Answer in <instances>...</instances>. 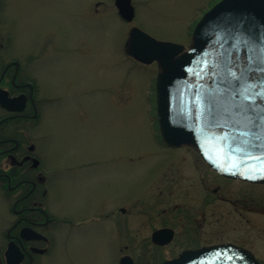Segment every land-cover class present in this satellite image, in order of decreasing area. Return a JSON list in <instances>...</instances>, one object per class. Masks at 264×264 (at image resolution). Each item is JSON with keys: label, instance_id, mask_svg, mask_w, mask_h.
I'll use <instances>...</instances> for the list:
<instances>
[{"label": "rangeland", "instance_id": "1", "mask_svg": "<svg viewBox=\"0 0 264 264\" xmlns=\"http://www.w3.org/2000/svg\"><path fill=\"white\" fill-rule=\"evenodd\" d=\"M114 1L5 0L2 9L10 55L35 57L42 97L37 124L22 129L47 178L45 208L58 223L43 264H119L124 254L136 264H162L167 258L152 253L149 209L154 198L158 208H170L154 219L176 228V238L157 251H178L185 226L174 204L198 199L187 190L182 197L180 183L169 202L158 193H167V176L177 184L181 175L183 188L200 176L203 197L220 185V194L234 202L218 203L216 222L214 207L206 206V220L192 228L235 239L264 261V185L219 181L192 147L164 144L155 112L157 63L142 64L125 52L134 25L188 47L194 27L219 0H132L131 23L120 18ZM243 194L251 204L241 215ZM9 199L0 189V229L10 217Z\"/></svg>", "mask_w": 264, "mask_h": 264}, {"label": "water", "instance_id": "2", "mask_svg": "<svg viewBox=\"0 0 264 264\" xmlns=\"http://www.w3.org/2000/svg\"><path fill=\"white\" fill-rule=\"evenodd\" d=\"M120 16L131 22L132 0H115ZM125 52L135 60L158 63L156 111L163 141L193 146L209 166L230 178L264 183V84L236 79L230 56H253L264 66V0H220L201 17L185 46L160 41L131 27ZM242 67V66H241ZM245 93L256 97L243 101ZM17 102L21 105L16 106ZM23 100L0 89V104L22 110ZM174 231L156 230L153 241L167 244ZM119 264H135L130 255ZM164 264H259L255 256L232 244L187 250Z\"/></svg>", "mask_w": 264, "mask_h": 264}, {"label": "flooded vegetation", "instance_id": "3", "mask_svg": "<svg viewBox=\"0 0 264 264\" xmlns=\"http://www.w3.org/2000/svg\"><path fill=\"white\" fill-rule=\"evenodd\" d=\"M4 6L5 0H0V37L2 34L4 41H2V38L0 39V89L6 91L9 98L22 99L24 105L22 110H11L2 107L0 104V189L4 192L7 199H13L12 203H9L10 217L0 229V264H43L42 257L51 254L54 249L55 239L53 236L56 229H58V223L45 208L44 197L46 190L44 184L47 178L38 168V158L35 154L34 145L30 141L31 136L29 135L30 138H26L22 129L23 126H34L37 124L41 113L40 103L42 102V97L39 94V82L33 67L35 57L33 55L19 57L10 55V47L5 38L6 21L2 13ZM19 105H21V102L16 103V106ZM213 172L217 175V179L222 182L264 185L243 179L228 178L214 170ZM179 179L176 184L172 183L170 181L171 177L167 176V193L161 195L158 190V195H160L159 200H162L163 196L168 200L176 188L174 186L180 183L182 197L187 198V190L195 193L193 196L194 201L198 199V202L194 204L186 203L185 201L174 204L175 207H179L182 210L180 219L182 220V226H185L184 234H182V247L178 251L165 250V254L157 251L158 248L166 249L169 247L175 240L178 230L174 227L166 226V223L161 224L160 221L154 219V216L164 217L170 209L167 207L162 208L160 205L158 208L159 202L155 203L154 198L151 210L149 209L150 217H148L153 227L152 233L160 228H171L174 230V236L167 244L160 245L154 243L151 233L150 240L152 247L155 248L152 253L160 258L171 259L177 257L185 250L228 243L247 250L257 258L259 264H264L263 259L254 250L235 239L210 237L211 231L206 234L204 233L206 231L196 232L198 229L192 228L196 222L198 223L200 219L206 220V213L203 208L208 205H211L212 208L214 207L212 215L216 222L222 218V212L221 214L218 212V203L220 201L225 202V200L230 201L229 203L232 204L234 202L230 198H226L228 193L220 194L222 190L220 185L213 187L210 193L211 197H208L210 194L207 191L203 197V177L198 176L194 178L195 180L188 181L189 184L185 188L182 187V175ZM169 182L171 183L169 184ZM244 195L242 202L239 200L242 206L237 208V212H240L241 215H244L242 209L244 208L245 210L250 203L249 198L246 199ZM226 214L230 217L232 213L227 211ZM101 217L102 215L100 214L93 220L99 221L102 219ZM214 223L212 224L216 227ZM191 235L195 236L193 240H191ZM138 236V234L135 236L137 242Z\"/></svg>", "mask_w": 264, "mask_h": 264}, {"label": "snow or ice", "instance_id": "4", "mask_svg": "<svg viewBox=\"0 0 264 264\" xmlns=\"http://www.w3.org/2000/svg\"><path fill=\"white\" fill-rule=\"evenodd\" d=\"M229 56V63L237 69V72H239V76H237L235 72H230V74L236 79L237 83H239L240 80L243 79L247 82H250L251 87H255L257 82L264 84V66H254V64L252 63V61L254 60L253 56H247L244 58L234 56L233 54H229ZM260 61L262 64H264V56L260 57ZM259 95H264V91L259 93ZM255 99V96L249 93H245L242 98V103L243 101H251Z\"/></svg>", "mask_w": 264, "mask_h": 264}, {"label": "trees", "instance_id": "5", "mask_svg": "<svg viewBox=\"0 0 264 264\" xmlns=\"http://www.w3.org/2000/svg\"><path fill=\"white\" fill-rule=\"evenodd\" d=\"M212 5H213V4H212ZM212 5H211V6H212Z\"/></svg>", "mask_w": 264, "mask_h": 264}]
</instances>
